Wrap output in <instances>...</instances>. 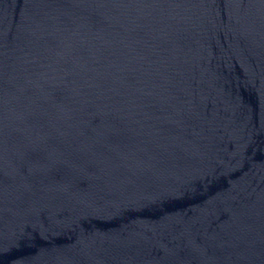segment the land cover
Returning a JSON list of instances; mask_svg holds the SVG:
<instances>
[{
    "label": "water",
    "instance_id": "water-1",
    "mask_svg": "<svg viewBox=\"0 0 264 264\" xmlns=\"http://www.w3.org/2000/svg\"><path fill=\"white\" fill-rule=\"evenodd\" d=\"M0 264H264V0H0Z\"/></svg>",
    "mask_w": 264,
    "mask_h": 264
}]
</instances>
